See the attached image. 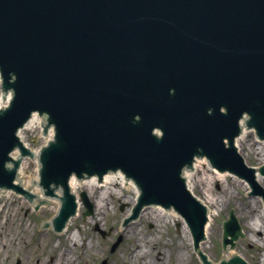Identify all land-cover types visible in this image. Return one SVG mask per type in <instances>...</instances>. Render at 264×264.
<instances>
[{
    "label": "water",
    "instance_id": "1",
    "mask_svg": "<svg viewBox=\"0 0 264 264\" xmlns=\"http://www.w3.org/2000/svg\"><path fill=\"white\" fill-rule=\"evenodd\" d=\"M0 70L14 90L0 114V185L23 191L4 161L18 142L16 128L32 111L48 113L57 142L44 150L42 184L48 194L51 182L65 186L56 230L74 211L71 172L121 168L142 190L135 214L142 204L172 205L198 240L211 209L191 197L180 171L199 148L264 197L233 146L244 112L264 137V0H0ZM153 127L163 130L160 139ZM88 177L96 176L75 179ZM60 194L52 198L59 204ZM227 233H240L232 213L224 242ZM208 242L193 243L200 264Z\"/></svg>",
    "mask_w": 264,
    "mask_h": 264
},
{
    "label": "rangeland",
    "instance_id": "2",
    "mask_svg": "<svg viewBox=\"0 0 264 264\" xmlns=\"http://www.w3.org/2000/svg\"><path fill=\"white\" fill-rule=\"evenodd\" d=\"M25 134L30 144L41 142L38 140L36 129L28 130ZM33 136L36 137L35 141H32ZM239 144L240 153L246 155L247 164L255 167L264 164V151H257L259 143L253 133H247ZM32 168V162L24 163L25 176L31 173ZM208 174L212 177L214 171L211 168L201 167L194 172L197 182L200 178L194 189L198 198L204 197L202 190L205 187H203L204 182L201 181V177ZM261 177L264 187V175ZM225 178L212 180L210 183L212 196L218 197L221 201L216 205L218 214L214 217L213 229L203 253L208 254L213 263H215L214 260L219 262L224 258L226 253L220 243L221 227L223 220L227 218L228 211L232 209L244 231V236L236 241L234 247L236 252L248 263L264 264V237H261L258 231L253 237L258 240L249 242L247 237L252 233L249 232L244 219L252 215H238V212H249L248 203L252 204L255 211L260 214L264 202H261V197L256 199L253 196L244 197V195H250L249 190H246L242 183L240 184L231 176ZM102 190L103 187H95L90 196L96 205L94 217L83 218L80 213L78 219L70 225L68 233L76 227L80 230V239L75 244L66 238L67 233L58 236L53 234L52 228L43 226L44 222L49 223L56 213V210H53L56 202L45 204L34 211L33 206L26 199L15 193L9 194L8 197H0V264H99L104 258H107L108 264H175L173 257L182 241L180 239L182 231L174 223L164 220H162L164 222L157 221L152 213H144L141 222H133L124 230L121 228L120 219L125 209L120 211L119 205L123 202L131 205L129 196L133 195V192L115 184L113 191L110 188V193L107 191L100 200L99 195L102 194ZM82 209L80 207V211ZM255 217L257 216L254 215ZM149 223L154 224L153 228L148 227ZM95 224H99L100 229L106 234L95 230ZM262 230L264 233L263 225ZM117 231L123 234V240L116 251L111 253L110 245L115 241ZM40 234L44 236L43 240H40ZM137 245L140 249L134 253ZM185 246L186 251L180 264H184V261L187 264V255L190 258L188 264H197L198 260L192 247L187 243ZM142 252L145 256L140 257L138 253Z\"/></svg>",
    "mask_w": 264,
    "mask_h": 264
},
{
    "label": "bare ground",
    "instance_id": "3",
    "mask_svg": "<svg viewBox=\"0 0 264 264\" xmlns=\"http://www.w3.org/2000/svg\"><path fill=\"white\" fill-rule=\"evenodd\" d=\"M40 126V118L38 116H32L31 117V120L26 124L25 128H35V127H38L39 128ZM250 133V130L248 128H243L242 129V133L240 134V136L238 137V141H237V146L239 148L240 146V142L244 140V137L247 133ZM259 145H258V148H257V151L258 152H262L264 151V141H258ZM241 151V150H240ZM204 166H207L208 167V163L206 162V160L204 159H201V160H197L194 162L193 164V169L194 171H198V169H200L201 167H204ZM194 171H187L185 173V178H189V182H190V190H191V197L194 196V187H196L198 185V182L200 181V178H199V181L197 182V180L195 179V175H194ZM195 171V172H196ZM214 171V176H210L209 174L208 175H204L203 177H201V181L204 182V185L203 187H205V189H203L202 191H204V197L202 198H198L199 201L202 203L203 206L205 207H208L211 209V215H210V221H209V225H205V230H204V237L203 238H210V235H211V231L213 229V226H212V223L214 221V217L218 214V211H217V204L219 201H221L220 199H218V197H213L212 196V190H211V187H210V183L212 180H216V179H226L225 177L226 176H231L234 180L238 181L240 184L242 183L244 186H245V189L248 190V187H247V184H246V181L245 180H241L239 177H237L236 175H232V174H229L227 172H220V171H217V170H213ZM254 171V169H253ZM113 175L109 174V173H106L105 176L106 177H101V179L97 178V177H88L87 179H85L83 182H81L79 185L75 179V177H71L70 178V182H71V187H72V193L76 196L77 198V194H78V190L79 189H83V191L86 193V196L88 198H90L91 194L93 193V190L96 186H103V190L101 191V195H99V198L100 200L103 198L104 194H106V192L109 191V189L111 188V191L112 188L115 187V184H119L121 187H134V183L130 180H127L124 176V174L122 172H118L116 173L115 171L114 172H111ZM254 173V172H253ZM21 174V173H20ZM255 179L258 183H260V185L263 184V180H262V177L260 176V174L258 172L255 171ZM20 183L21 185L23 186H26L29 184V182H33L34 180H22L20 179ZM193 188V190H192ZM12 192L10 190H3V189H0V197L2 196H6L8 197L9 194H11ZM35 195H33V204L36 203L37 201L39 200H44L45 201V204H51L53 203L55 200L49 198V197H44L42 192H37V193H34ZM134 198L131 199L132 202H134ZM56 202V206H54L53 210H56V212L58 211V208H59V202L55 201ZM78 203V206H79V201L77 202ZM249 204V212H238V215H241V214H250L252 215L250 218H245L244 221L246 222V226L249 228V232L252 233L251 236H248L247 237V240L250 242V241H257L258 239H254L253 237L255 236L254 233L258 232L259 235L262 237H264V233H263V230H262V225L264 226V207H263V210L262 212L259 214L255 211V209L253 208V205L248 203ZM102 205V204H101ZM103 206V205H102ZM145 212H141V214L143 215ZM147 213H152V215L154 216L155 219H157V221L159 222H171V223H174V225H178L179 223V226L178 228L182 231V236L180 237V239H182V241L180 242V245H178V248H177V252L175 253L174 255V262L175 264H180V262H182V257H183V254H185V244L187 243L190 247H192V250H193V253L196 254V251H195V248H194V245H193V242H192V239H191V236H190V233H189V230H188V227H187V224L183 221L182 218H179L177 217V214L175 211H172V217H170V211L169 210H165V209H162V208H158V207H155V206H151L148 208L147 210ZM77 219L79 217V212H78V209H77ZM254 215H256L257 217L254 218ZM245 217V216H243ZM76 218H73V217H69L68 218V221H67V224H66V227H65V230H64V233H67L66 235V238L72 243V244H75L76 241H79L80 239V230L79 228H74L72 229L69 233H68V229L70 227L71 224H73L76 220ZM164 220V221H162ZM260 222V223H259ZM260 224V225H259ZM177 228V230H179ZM63 233V234H64ZM58 236L62 235V234H57ZM228 236H230L231 238H234L230 233H227ZM238 235V234H237ZM40 236V240H43V235H39ZM59 239V237H58ZM201 247V250H202V253L204 252V248L206 247V243L205 244H202L200 245ZM225 255H224V258H227V257H230V256H236L238 253L236 252V248H226L225 249ZM187 254V252H186ZM205 253H203V256H204ZM138 255L140 257H143L145 256V253L142 252V253H138ZM171 255V254H170ZM197 255V254H196ZM206 258H208L210 260V256L208 254H205ZM189 256L187 255L186 257V263L188 264V261H189ZM197 260H198V257H197ZM184 261V260H183ZM184 264H185V261H184ZM197 264H200L199 263V260L197 262Z\"/></svg>",
    "mask_w": 264,
    "mask_h": 264
}]
</instances>
